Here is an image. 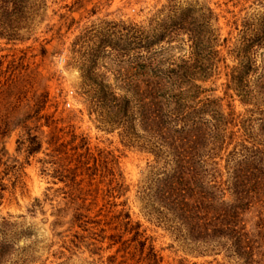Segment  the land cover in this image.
<instances>
[{
    "label": "rangeland",
    "instance_id": "1",
    "mask_svg": "<svg viewBox=\"0 0 264 264\" xmlns=\"http://www.w3.org/2000/svg\"><path fill=\"white\" fill-rule=\"evenodd\" d=\"M23 4L0 8V264H150L151 248L158 264H245L201 253L152 213L171 161L165 149L156 159L140 117L154 76L185 93L206 132L205 181L223 183L225 201L237 164L251 173L240 226L264 264V0ZM113 99L127 102L125 123Z\"/></svg>",
    "mask_w": 264,
    "mask_h": 264
},
{
    "label": "trees",
    "instance_id": "2",
    "mask_svg": "<svg viewBox=\"0 0 264 264\" xmlns=\"http://www.w3.org/2000/svg\"><path fill=\"white\" fill-rule=\"evenodd\" d=\"M24 1L0 0V8L11 10L15 14L24 8ZM5 27L0 24V35L6 33L4 29L7 26ZM8 29L16 31L10 26ZM14 37L16 32L10 36L11 39ZM170 75L176 79H186L188 76L179 72H171ZM154 79L156 81L148 90L146 110L140 117L151 138L150 149L156 159L165 156V149L167 155L171 156V161H165L163 171L155 180L150 195L152 213L158 222L167 223L169 228L183 234L186 240L205 247V250H199L201 253L230 249L244 259L245 264H252L253 244L244 227L240 226L241 212L248 208L252 198L249 196L251 191L247 188L251 173L243 169L241 162L237 164L230 175L234 200L225 201V190L221 188L223 183L205 181L208 175L203 170L206 162L203 159L206 132L202 124L199 126V122L191 118L190 114L195 112H189L185 93L179 88L174 90L163 87V76H154ZM234 81L238 82L240 88L244 86L242 76L234 77ZM261 89L264 91V88ZM208 102L211 104L213 101ZM127 111V102L113 99L109 113L116 124L126 122ZM212 114L215 122L212 131L215 135L224 120L219 110H214ZM2 152H5L4 148ZM139 243L143 248L145 243ZM152 251L151 248L147 259L152 262L150 264H158L159 260Z\"/></svg>",
    "mask_w": 264,
    "mask_h": 264
}]
</instances>
